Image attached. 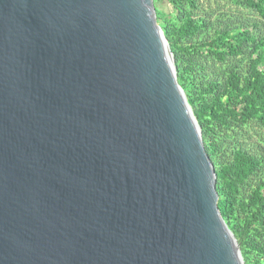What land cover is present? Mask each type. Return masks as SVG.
<instances>
[{
	"label": "water",
	"instance_id": "95a60500",
	"mask_svg": "<svg viewBox=\"0 0 264 264\" xmlns=\"http://www.w3.org/2000/svg\"><path fill=\"white\" fill-rule=\"evenodd\" d=\"M0 264H246L153 0H0Z\"/></svg>",
	"mask_w": 264,
	"mask_h": 264
},
{
	"label": "trees",
	"instance_id": "16d2710c",
	"mask_svg": "<svg viewBox=\"0 0 264 264\" xmlns=\"http://www.w3.org/2000/svg\"><path fill=\"white\" fill-rule=\"evenodd\" d=\"M189 1L192 5L196 4L195 0ZM240 1L249 7L254 15L241 18L229 16V19L224 16L206 20L205 17L197 18L188 14L179 29L181 37H191L203 29L213 30L210 36L188 47L189 50H204L208 56L207 60L213 61L210 65L205 62H197V65L189 62L185 66L179 65L180 57L175 55L179 82L184 88L189 73L202 72L200 79L203 83L197 95H187L191 105L199 98L203 101L195 113L201 126L209 124L211 119L231 130H241L242 126L251 122L264 126V0ZM239 59H246L245 69L236 63ZM219 65H224L225 69L219 70ZM210 93H213L214 97L207 99L206 95ZM240 136L244 134H236V138ZM206 147L207 151L213 150L212 158L218 155L219 147L213 142L206 144ZM220 153H223L222 149ZM260 164L261 159L255 153L236 145L229 153L228 159L223 158L221 165L216 169L219 207L240 243L246 264H252L248 247L260 249L259 251L264 253V247L248 242L252 230L264 237V181L252 189L247 200L240 201L239 191ZM239 211L244 216L240 229L236 227Z\"/></svg>",
	"mask_w": 264,
	"mask_h": 264
},
{
	"label": "rangeland",
	"instance_id": "374dc122",
	"mask_svg": "<svg viewBox=\"0 0 264 264\" xmlns=\"http://www.w3.org/2000/svg\"><path fill=\"white\" fill-rule=\"evenodd\" d=\"M195 1L196 4L192 5L189 0H153L154 8L156 10L157 23L162 29L166 42L173 54L175 64L177 62L175 55L180 57V59L178 58V64L183 66H185L188 62L196 65L197 62H205L207 65L213 63V61L207 60L208 56L205 54L204 50L200 51L196 48L192 50H189L190 48L188 49V47H190L192 44L202 41V38L210 36L213 33L211 28L203 29L202 32L199 31L197 34L191 37L180 36L179 29L188 14L197 18L205 17L206 20L224 16L229 19L231 16L241 18L254 15V12H252L250 8L240 0L239 2H235L233 0ZM236 63H239L241 68H246V59H239L236 61ZM224 67V65H219L217 68L219 70H224ZM201 74L202 72L189 73V77L185 81L186 88L183 87L188 96L197 95L200 85L203 83V80L200 79L202 77ZM195 79L198 81L196 82ZM213 97V93L206 95L207 99H211ZM202 102V99L199 98L193 105H191L194 113H196V111L201 107ZM242 127L243 128L241 130H231L225 126L217 124L212 119L209 124H206V126L200 125L205 146L206 144L213 142L215 146L219 147L217 153L218 155L214 156V158L211 157V152H213V150H211V152L207 151L215 167V170L221 165L223 158L228 159L229 153L236 145L243 146L251 150L261 159L260 167L245 182V184L240 187V201L247 200L252 189L259 182L264 181V126H260L255 122H251L250 124H246ZM237 131H239L240 134L243 133L244 136L236 138V134H239ZM221 149L223 150L222 154L220 153ZM243 219L244 216L239 211L238 219L236 221V227L238 229L243 226ZM248 242L260 247H264V237L260 236L254 230H252L250 233ZM247 250L248 255L251 257L252 264H264V253L259 251L260 249L257 250L252 247H248Z\"/></svg>",
	"mask_w": 264,
	"mask_h": 264
}]
</instances>
